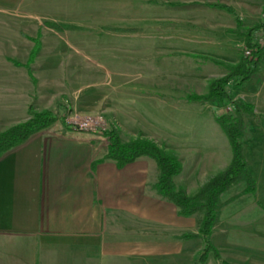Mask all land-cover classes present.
Listing matches in <instances>:
<instances>
[{
  "label": "crops",
  "instance_id": "obj_1",
  "mask_svg": "<svg viewBox=\"0 0 264 264\" xmlns=\"http://www.w3.org/2000/svg\"><path fill=\"white\" fill-rule=\"evenodd\" d=\"M25 1L0 0V17L29 19L21 10ZM160 1L175 4L173 0ZM213 1L178 0V4H196L189 7L195 14L165 16L168 26L163 32L182 33L191 39L198 26H220L218 19L232 15L219 9L207 11L211 7L206 4L213 5ZM222 2L215 4L232 8L236 15L251 7L246 0ZM259 2L262 13V0ZM208 16L212 23L203 25L201 19ZM18 32L0 24V42H20L19 37H13ZM191 41L175 47V52L194 53L197 41ZM197 56L219 66L214 63L219 59L208 54ZM174 79L177 86L173 87L181 91L177 98L185 99L192 95L187 91L202 90L197 95L205 94L217 78L201 76L207 81L202 84L198 75H174ZM152 88L140 87L139 95L160 98V89ZM4 104L2 131L23 121L21 103ZM159 104L154 105V111H142L139 118L135 112L129 122L157 146L160 136L166 137L181 165L173 182L192 196L230 164L228 140L224 133H214L217 116L192 114L187 112L189 108L185 111L176 106L168 112L165 103ZM202 118L205 123H197ZM58 124L34 134L0 159V264H195L203 249L197 237L202 212L181 217L177 208L154 190L158 178L155 163L141 157L118 169L113 161L102 160L105 151L100 149L101 139L79 135L62 124L54 131ZM200 130L202 133H197ZM243 155L256 181L255 194L245 192L246 181L241 178L219 196L210 243L220 262L210 253L204 264H264V122L244 125Z\"/></svg>",
  "mask_w": 264,
  "mask_h": 264
},
{
  "label": "rangeland",
  "instance_id": "obj_2",
  "mask_svg": "<svg viewBox=\"0 0 264 264\" xmlns=\"http://www.w3.org/2000/svg\"><path fill=\"white\" fill-rule=\"evenodd\" d=\"M177 1L169 5L160 0H26L21 10L29 14V19L0 17L3 26L13 27L14 32L20 30L13 34L20 42H0V114L5 112L6 102L21 103L22 122L28 119V106L34 112H56L71 126L78 127L79 135L101 139L100 149L105 153L107 139L99 135V131L113 127L123 143L144 138L140 129L133 128L129 117L138 112L139 118L142 111H154L159 103H165L168 112L176 106L182 110L189 108L187 112L192 114L208 116L211 113L214 117L232 114V102L257 103L256 111L253 110L256 116L244 115V125L249 127L255 121L264 122V61L249 85L241 89L235 88L233 83L227 86L230 102L223 105L187 103L186 98H177L181 91L173 87L174 75H198L202 84L207 81L201 76L211 75L218 79L228 73L225 68L197 55L208 54L225 65H234L242 53L244 41L233 33L235 17L223 15L218 19L220 26L195 28L197 33L192 34L191 39L197 41L198 50L190 55L175 52V47L189 45L187 42L191 39L182 33L165 34L163 30L168 25L163 19L175 13L192 16L195 13L189 7L196 5H181ZM213 2L223 3L222 0ZM246 2L251 7L236 15L242 23L241 32L263 19L259 0ZM201 20L203 25L212 23L209 16ZM48 23L61 29L50 27ZM218 53L227 58L219 57ZM162 78L164 81H158ZM145 86L160 89V98L139 95V88ZM9 92L16 94L9 96ZM187 92L191 96H204L208 91L203 95H197L202 90ZM202 119L197 123H205L206 119ZM57 123L54 131L61 127V123ZM214 133L223 135L215 122ZM165 138L160 136L159 147L173 156V147Z\"/></svg>",
  "mask_w": 264,
  "mask_h": 264
},
{
  "label": "trees",
  "instance_id": "obj_3",
  "mask_svg": "<svg viewBox=\"0 0 264 264\" xmlns=\"http://www.w3.org/2000/svg\"><path fill=\"white\" fill-rule=\"evenodd\" d=\"M208 7L224 10L235 17L236 29L232 32L244 40L243 49L240 59L234 65H225L222 62L214 61L215 64L228 70V73L222 78L212 80L208 85L206 95H193L186 97V99L189 102L223 105L224 102H230L226 90L227 86L231 83L239 88L245 86L257 75L259 67L264 61V0H262L263 19L244 32L239 31L242 23L236 17L232 8L220 4L208 5ZM48 25L61 29L51 23H48ZM65 28L68 27L65 26ZM33 52L30 53L29 57L33 55ZM30 80L33 79L30 77ZM232 107V114H222L215 117L216 123L228 140L232 154L231 162L225 170L211 177L192 196H188L183 188L176 186L173 182V178L181 172V165L175 157L167 154L163 148L142 137L123 143L117 129L113 127L105 131H99V135L107 139V150L102 160L113 161L118 169L141 157L152 160L158 169V178L153 185L154 190L162 198L172 203L181 217H190L195 213L202 212L203 216L197 237L202 240L203 249L199 253L195 264H204L210 253L220 262L217 251L210 243L219 196L241 178L246 181V193L254 195L256 190V181L247 169L242 144L244 136L243 117L244 115L254 116V105L244 102H232ZM27 116L26 121L0 132V159L8 152L24 144L34 134L50 128L57 122H60L68 130L80 131L78 127L71 126L66 118L60 117L56 112L50 110L34 112L28 106ZM189 236L187 235V237ZM191 237L193 236L191 235Z\"/></svg>",
  "mask_w": 264,
  "mask_h": 264
}]
</instances>
